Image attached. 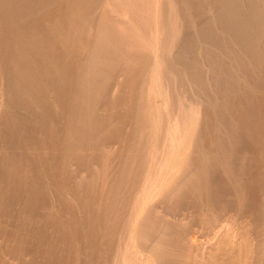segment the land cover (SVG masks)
Returning a JSON list of instances; mask_svg holds the SVG:
<instances>
[{
	"label": "bare ground",
	"instance_id": "1",
	"mask_svg": "<svg viewBox=\"0 0 264 264\" xmlns=\"http://www.w3.org/2000/svg\"><path fill=\"white\" fill-rule=\"evenodd\" d=\"M247 201L264 214V0H0V228L22 264H259L264 237L221 214Z\"/></svg>",
	"mask_w": 264,
	"mask_h": 264
},
{
	"label": "rangeland",
	"instance_id": "2",
	"mask_svg": "<svg viewBox=\"0 0 264 264\" xmlns=\"http://www.w3.org/2000/svg\"><path fill=\"white\" fill-rule=\"evenodd\" d=\"M193 32H194V31H193ZM191 33H192V32H191ZM5 83H6V82H5ZM6 84H7V86H8V83H6ZM6 84H5V85H6ZM5 85H4V87H7V86H5ZM204 95H205V94H204ZM203 97L205 98V101H206V98H207V97H206V96H203ZM203 97H201V99L199 98V100H201L202 103H203V101H204V98H203ZM201 101H199V102H201ZM207 142H209V141H208V140H207L206 142L204 141V146L206 147V148H205L206 150H207V148H208L209 146H211V145H210L211 143H207ZM205 143H206V144H205ZM207 144H208V146H206ZM212 147H214V146L212 145ZM211 149H212V148H210V150H209V148H208L209 151H211ZM212 150H213V149H212ZM220 172L222 173V171H220ZM220 172H219V173H220ZM185 201H186V200H185ZM247 202H248V201H247ZM247 202L245 203L247 206H245V205L243 204V207L245 206V208H244V209L242 208V209L240 210V212L238 211L239 214H237V215H236V212H237V210H238V206H239V205L237 206V204H239V203H236V204H235V202H233V204L231 203V204H232V206H231L232 208H227V211L224 210V211H226L227 213H226V212H221V214L224 215V216L222 215L223 218H224L225 216H226V217H228V216L230 217V216L233 215L232 218L230 217L231 220H232V222L229 221V225L227 226V229H228V230H227V233H229V232H231V233H235V234H237V233H246V234L249 235V237L251 238V240H253V242H257V241H259V240H262V238L264 237V235H263V234H264V229L261 230V229H262L261 226H262L263 224H262V223L260 224V222L263 221V218H264L263 216H264V214H263V213H260L259 211H257V212L259 213V214H258V213L255 211V212L257 213V216H256V217H259V218H256V217H255L256 213H255L254 211H252L251 209H248V207L251 205V203H250V202L247 203ZM176 203H177V202H176ZM189 203H190V202H185V203L183 204V206L181 205V202H180V204L178 203V205H181V206H180L181 208H184V207L186 208L187 205H189L190 207L188 206L187 208H189V210H190V208L192 207V209H191L192 212H193L196 208L198 209V211H197V209H196V210L193 212L194 214H191L192 212H191V213L189 212V214H188V212H187V217H185V216H186V209L183 210V212L185 211V212H184V213H185V214H184V215H185L184 217L186 218V219H183V218H182L183 216H181L182 220H184L183 222H186V224H187V223L189 224L192 220H193V221H196V222H193V224H192V222H191V224L188 225V228H189V229L187 228L186 230H184V232H185V233H188V232H190V231L192 230L190 233H194V230L196 231V228H200L199 230H197V233H204V232L206 233L207 231H205V230H209V232H210V230H211V222H210V221H211V220H209L208 217H203V218H204V219H203V218H202V215H201V212L199 211L200 208L203 207V206H200L199 204H196L195 202H193L195 205H193V203H191V204H189ZM185 204H186V206H185ZM248 204H249V205H248ZM176 205H177V204H176ZM191 205H192V206H191ZM197 205H198V206H197ZM195 206H196V207H195ZM219 206H220V205H219ZM234 206H235V207H234ZM194 207H195V208H194ZM236 207H237V209H236ZM246 207H247V208H246ZM193 208H194V209H193ZM249 208H250V207H249ZM247 209H248L249 211H248ZM231 210H232V212H229V211H231ZM243 210H247V211H244V212H243ZM201 211H202V210H201ZM233 211H234V212H233ZM250 211L253 212L254 215H252V213H251ZM197 212H198V214H196ZM228 212H229V213H228ZM248 212H250V214H249ZM230 213H231V215H230ZM232 213H233V214H232ZM234 213H235V214H234ZM240 213H242V214L240 215ZM247 213H248V214H247ZM226 214H228V215H226ZM243 214H244V215H243ZM260 214H261V215H260ZM172 215H173V214L171 213V215H169L168 218L171 219L170 217H173V216L176 217V215H173V216H172ZM189 215H190L191 217H188ZM198 215H199V218H200V219L202 218V221H201L200 219H197L198 217H195V216H198ZM238 215H239V216H238ZM250 215H251V218H252V219L250 218ZM262 215H263V216H262ZM192 216H194V217H192ZM200 216H201V217H200ZM240 216H241V217H244V218H241ZM261 216H262L263 218H262ZM174 217L172 218L173 221H175V219H176V218H174ZM248 217H249V219H248ZM181 218H180V219H181ZM188 218H191V219L193 218V219H192V220L189 219V220H190V221H189ZM206 218H208L210 224H208V223H209L208 220H205ZM230 218H228V219H230ZM260 218H261L262 220H261ZM255 219H256V222H257V221L259 222V223H258V222H257V223L260 224L259 226H260L261 229L258 228V227H259L258 225H254L256 222H254V224H253V220H255ZM259 219H260V221H259ZM186 220H187L188 222H187ZM200 221H201V224H200ZM205 221H206V223H205ZM2 222H3V223L0 222V224H2V226H3L4 224H6V223H4V221H2ZM230 222H231V223H235V224H231ZM263 222H264V221H263ZM177 223H178V222H177ZM194 223H195V224H194ZM197 223H198V224H197ZM202 223H204V225H205L206 227L210 226V227H209L210 229L205 228V226H202ZM186 224L183 223V226H177V227L180 228V229H178L177 232H178V233H179V232L182 233L183 230H182L181 227H187ZM207 224H208V225H207ZM247 224H248V226H247ZM230 225H231V226H232V225L234 226L233 229L230 228ZM244 225H246V226H244ZM2 226L0 225L1 228H2ZM4 226H5V225H4ZM4 226H3V227H4ZM177 227H175V228L173 229L174 231H173V230H170V231H168V232H170V233H175V231L177 230ZM201 227H202V228L204 227L205 230H204V229L201 230ZM245 227H246V228H245ZM1 228H0V236H1V237H0V245L2 246V248H0V251H2L3 249H5V248L7 247L8 249L6 248V250L8 251V253H7L6 250H3L4 252L6 251L5 253L1 252V253H3V254H0V264H10V263L12 264V262H13V264H15V262H16L17 264H18V263L22 264L21 261H19V260H22V261H25V262L28 261V260H31L32 255H30V256L27 255V257H26V254H24L25 256L22 255L23 258L21 257V254H23V253H20V252L17 250L16 246L14 245L15 240H14L11 236H6L7 233H4L3 231H1ZM191 228H192V229H191ZM244 228H245V229H244ZM263 228H264V225H263ZM229 229H230V231H229ZM243 229H244V230H243ZM257 229H258V230H257ZM58 230H59V232H57ZM58 230H56V233H61V232H62L61 229H58ZM60 230H61V231H60ZM181 230H182V231H181ZM187 230H190V231L187 232ZM203 230H204V232H203ZM242 230H243V231H242ZM260 230H261V231H260ZM171 231H172V232H171ZM198 231H200V232H198ZM201 231H202V232H201ZM228 231H229V232H228ZM177 232H176V233H177ZM3 233H4V234H3ZM62 233H63V232H62ZM210 233H211V232H210ZM250 233H251V234H250ZM253 233H254V234H253ZM256 233H259V234L262 233V234H260V235H263V236H261V237H259V236H253V235H255ZM252 234H253V235H252ZM259 234H257V235H259ZM3 235H4V236H3ZM251 235H252V236H251ZM2 236H3V238H2ZM4 237H5V238H4ZM9 237H10V238H9ZM256 237H257V238H256ZM7 238H9L10 240L7 239ZM11 238H12V241L14 240V242L11 241ZM253 238H254V239H253ZM255 238H256V239H255ZM7 240H8L9 242H8ZM12 243H13V244H12ZM1 246H0V247H1ZM4 246H5V247H4ZM3 247H4V248H3ZM11 248H12V249L15 248L14 251H13ZM263 248H264V246H263ZM263 248H262V249H263ZM9 249H11V250H9ZM16 250H17V251H16ZM27 250H28V249H27V247H26V251H27ZM263 250H264V249H263ZM12 251H13V252H12ZM35 251H36V250H35ZM39 251L41 252V249H40ZM15 252H16V253L19 252V253L16 254ZM9 253H10V254H9ZM11 253H13V254H11ZM14 253H15V254H14ZM30 253L32 254V252H30ZM38 253H39V252H38ZM6 254H7V255H6ZM27 254H28V253H27ZM13 255H14V256H13ZM40 255H41V254H40ZM40 255H35V257H36V256H37V257H36V258L34 257V258H35V259H39V258L42 256V255H41V256H40ZM2 256H3V257L5 256L6 259L3 258ZM8 256H9V257L11 256L12 258L9 259ZM7 257H8V258H7ZM24 257H25V258H24ZM28 257H30V259H29ZM263 258H264V257H263ZM7 259H8V260H11V259H12L13 261H12V260H11V261H8ZM17 259H18V260H17ZM25 259H28V260H25ZM252 263H253V261H252ZM260 263L263 264V263H264V260L262 259ZM260 263H259V264H260ZM254 264H255V262H254Z\"/></svg>",
	"mask_w": 264,
	"mask_h": 264
}]
</instances>
